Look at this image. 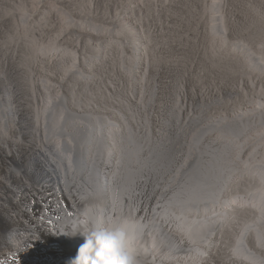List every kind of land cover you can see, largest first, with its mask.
Segmentation results:
<instances>
[{"label": "bare ground", "instance_id": "obj_1", "mask_svg": "<svg viewBox=\"0 0 264 264\" xmlns=\"http://www.w3.org/2000/svg\"><path fill=\"white\" fill-rule=\"evenodd\" d=\"M249 3L0 0V264H69L81 222L138 264H264Z\"/></svg>", "mask_w": 264, "mask_h": 264}, {"label": "clouds", "instance_id": "obj_2", "mask_svg": "<svg viewBox=\"0 0 264 264\" xmlns=\"http://www.w3.org/2000/svg\"><path fill=\"white\" fill-rule=\"evenodd\" d=\"M81 224L83 230L77 227L72 236L81 235L84 242L69 264H138L127 222L98 224L91 229L84 222Z\"/></svg>", "mask_w": 264, "mask_h": 264}, {"label": "rangeland", "instance_id": "obj_3", "mask_svg": "<svg viewBox=\"0 0 264 264\" xmlns=\"http://www.w3.org/2000/svg\"><path fill=\"white\" fill-rule=\"evenodd\" d=\"M242 1H244V2H246V3H249V2H254V8L256 9V13H254V14H256V17H255V15L254 14H252L253 16H252V25H253V32H255V33H257L256 35H258L257 36V38L258 39H260L261 37H263L264 36V0H242ZM249 4H253V3H249ZM252 7V6H251ZM262 8V9H261ZM258 15V16H257ZM259 15H261V16H259ZM262 21V22H261ZM245 36V35H244ZM246 38V37H245ZM263 39H264V37H263ZM262 38L260 39V40H258V42H255L256 43V45H257V47H259L260 46V44H261V46L262 47H264V40H263ZM263 42H262V41ZM246 41H248L249 42V45H250V41L251 40H249V39H247ZM260 41V42H259ZM248 44V43H247ZM263 44V45H262ZM260 46V47H261ZM257 47L256 48H254V52H255V54H256V56H258L259 55V53H257L258 51H257Z\"/></svg>", "mask_w": 264, "mask_h": 264}]
</instances>
